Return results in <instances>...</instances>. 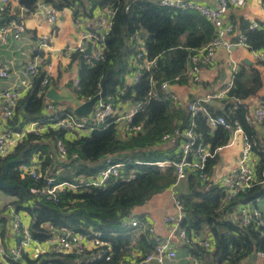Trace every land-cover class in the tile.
I'll use <instances>...</instances> for the list:
<instances>
[{
	"label": "trees",
	"instance_id": "1",
	"mask_svg": "<svg viewBox=\"0 0 264 264\" xmlns=\"http://www.w3.org/2000/svg\"><path fill=\"white\" fill-rule=\"evenodd\" d=\"M46 3L59 11L72 8L76 19L84 17L93 20L95 14L106 8L115 11L112 29L107 34L96 28L87 29L103 38L104 59L88 64L84 53L72 55V62L79 64L80 91L77 96L80 100L93 99L102 91L103 83L109 76L106 97L112 96L115 106L144 103L133 120V125L142 126L143 131L130 140L123 141L112 118L90 135L80 138H69L66 131L50 128L42 135H28L12 156L0 159L1 173L6 162L17 158L25 147H30L20 164L8 168L5 178L8 183L25 189L18 187L2 191L16 198L12 205L17 213L27 212L32 216V235L35 241L44 243L52 238L51 230L44 227L45 224H50L54 230L72 229L86 234L99 232L101 240L110 246L102 258L84 259L81 263L75 261V255L62 257L53 253H46L36 260L24 254L20 260L8 259L9 263L126 264L134 260L141 261L154 249L152 239L148 234L124 227V222L129 219L134 208L172 188L181 193L180 197L185 201L187 218L181 226L191 238L187 245L190 255L208 261L209 264H241L245 258L264 251V226L252 223L248 227H242L230 219L236 207L264 200V184L261 183L264 176V134L258 128L264 130V117L260 123L254 121L252 110L246 104L247 100L259 94L263 88L261 73L255 67L242 64L231 92L226 99L220 101L222 105H226L224 110L203 103L204 111L193 116L186 108L177 106L165 97L162 101L147 102L153 81H167L171 84L188 81V67L192 57L215 37V27L207 17L198 11L162 7L147 0H87V3L85 0H48ZM10 20H19L18 9H12L5 15V22ZM258 24L259 28L252 30L250 23L242 21L238 30L246 37L250 50L264 52V22L258 21ZM142 33L145 34L144 39ZM140 39H143L147 58L157 59V67L142 70L139 82L127 87L126 77L138 72L130 60L136 54ZM46 78L47 74L40 66L39 75L33 79L31 89L24 95L14 118L9 122L14 130L21 131L28 124L47 117L44 115L47 88H42ZM72 110L73 107L68 106L67 111ZM62 112L64 111L49 114V118L57 117ZM211 117H224L230 123L238 122L252 146L254 156L258 158L257 185L239 193L227 204L223 213L219 212V208L226 189L213 183L211 177L218 163L217 155L207 160L209 180L201 182L190 172L186 189H183V180L178 182L174 166L157 165L169 159H178L175 148L188 141L177 135L181 130L193 131L194 149L201 143L210 153H214L216 149L226 146L232 138V132L222 126L212 129ZM186 122L188 124L184 127ZM165 135L176 138L173 147L163 142ZM50 138L54 141L63 139L69 152L70 161L61 163L66 169V175L60 181L72 179V172L86 176L97 175L108 156L113 157L116 163H126L124 176L133 174L135 178L126 182L123 175H120L103 187H86L83 192L75 194L63 192L56 201L34 194L33 190L41 189L44 181L23 178L19 168L21 164L29 163L34 154L41 152L45 158L44 167H48L52 159L46 152V142ZM74 155H78L77 160L72 158ZM136 162L141 164L137 165ZM7 224V218L0 219V225L3 226L1 235L6 233ZM202 236H210V249L202 247L201 244L205 241L200 242Z\"/></svg>",
	"mask_w": 264,
	"mask_h": 264
},
{
	"label": "built area",
	"instance_id": "2",
	"mask_svg": "<svg viewBox=\"0 0 264 264\" xmlns=\"http://www.w3.org/2000/svg\"><path fill=\"white\" fill-rule=\"evenodd\" d=\"M20 0H0V19H5V15L9 14L14 7L19 10V20L6 21L0 26V41L8 43L10 38L19 39L26 32L25 19L30 11L19 5ZM247 4V0H218V6L215 9H210L196 2L188 0H161L158 5L169 8H186L189 10L198 11L203 16L207 17L215 27L214 39L203 49L197 52L192 59V66L188 69L189 79L191 83L200 82V68L201 64L211 65L214 62L218 50L232 51L236 47H242L248 50L255 63L264 66V52H257L250 50L247 44L246 37L242 34H237L234 39L236 29L233 25H228L224 21V17L229 13L232 7L242 8ZM264 12V1L261 4ZM36 14H43L47 16L50 23L56 24L58 22L59 12L54 6H48L45 1H39ZM115 11L111 8H106L100 12L98 29L107 34L112 29ZM82 24V23H80ZM251 29H258L259 24L256 21L250 23ZM82 43L68 48L66 56L72 60V55L75 53H84L86 62L93 64L104 59L105 46L102 44L103 38L98 33L87 32L82 37ZM52 37L42 36L39 41V49L47 50L51 47ZM92 44V53H86L88 44ZM137 50L135 56L130 60L131 64L138 69L136 74L126 77V86L132 87L139 82V75L144 69H155L157 67V59L149 60L145 52V46L142 39L137 42ZM143 63V64H142ZM142 64V65H141ZM240 64L235 61L229 62V79L215 92L207 95L205 98H200L189 103H182L179 97L173 92L170 82L153 81L152 89L148 94V101L152 100L162 101L168 98L179 107L186 108L193 116L204 111L203 103L209 101H220L226 99L231 92L236 75L240 71ZM40 73V66L36 60L30 61L23 72V78L16 89L6 90L2 93L0 100L3 108V119L6 129L0 134V159L5 160L12 156L17 147L22 144L28 135L36 134L42 135L50 128L53 130H64L68 133L69 138L88 136L90 133L107 123V120L112 118L117 128L120 130V139L128 141L131 137H135L142 133V126L133 125L134 117L144 106V103L137 105L120 104L114 105L112 96L105 97L99 100L93 108L89 116L92 121L86 117H79L75 114L73 108L72 112H68L67 108H63L61 115L32 122L24 127L21 131L14 130L9 126L10 120L14 118L15 111L19 106L24 95L31 89L32 81ZM0 77L8 79L10 77V67L0 63ZM50 86V76L42 83V88L48 90ZM72 89L77 96L80 91L79 78L75 79L72 83ZM125 89L123 90V92ZM101 93V92H100ZM99 93V94H100ZM78 97V96H77ZM92 99L81 100L87 103ZM222 105V104H221ZM48 112L54 115L55 107L47 104ZM66 110V112H65ZM252 119L260 123L264 117V106H258L251 114ZM51 123V124H49ZM210 126L216 129L218 126L224 127L233 133L234 142L237 136H240L243 141V154L236 164V175L226 187L225 198L220 205L219 212L223 213L227 209V204L231 202L239 193L257 185L256 167L252 164L251 158L254 154L252 146L248 142L246 135L238 122L230 123L224 117L210 118ZM178 136L185 137L188 141L182 142L177 148V158L169 159L157 163L160 167L174 166L178 182L187 178L190 172L194 173L201 182L209 180V175L206 172L207 160L214 158L224 147L218 148L214 153H210L204 144H198L194 149L195 135L193 131L186 130L177 132ZM175 139L171 135H165L163 142L165 144H175ZM48 143L55 146L57 149V157L62 162L70 161L69 152L63 139L47 140ZM74 160L78 159V155L72 157ZM45 158L41 153H36L34 158L29 163L20 165V174L22 177H30L35 181H44V186L37 189L36 193L45 197L47 200H55L63 192L81 193L86 190V187H103L113 178L123 175V179L129 182L135 178V175L130 174L125 177L124 172L127 167L126 163L114 162L113 157L108 156L104 159L103 168L97 175L86 176V174H75L72 172L73 178L68 181H60L58 173L54 174L50 167H44ZM135 164H141L136 162ZM63 169H60V172ZM212 182L215 183L214 179ZM261 183L264 184V176ZM249 206H239L235 208L232 213V221L242 227H248L252 223L258 226H264V216L261 210L254 207L253 204ZM174 207L176 214L174 216L166 217L165 222L170 226V233L167 237L162 238L158 235L153 227L149 231L155 242L153 251L141 261H132L126 264H149L156 262L158 264H165L166 261H174L176 259V251L173 246L178 245L179 242L189 244L191 242L190 235L187 230L181 226L183 221L187 218V211L184 202L180 198L174 199ZM10 216V233L14 239V244L7 247L4 243L6 235H1L2 227L0 228V264H11L8 259L20 260L24 254L33 255L34 259H38L46 253H53L62 257L67 255L77 256V263H81L84 259L94 260L102 258L110 249L107 242L101 240L99 232H91L86 234L72 229L54 230L50 224H45L44 227L51 230L52 238L44 243H39L33 239L31 223H26L19 213L13 209V205L8 206ZM136 215L131 213L129 219L124 222V227L128 225L138 227V220ZM1 226V225H0ZM18 240V241H17ZM45 246H41V245ZM203 248L210 249L211 244L209 241H204ZM258 257L264 258V251L258 252ZM195 264H203L197 258H193Z\"/></svg>",
	"mask_w": 264,
	"mask_h": 264
},
{
	"label": "crops",
	"instance_id": "3",
	"mask_svg": "<svg viewBox=\"0 0 264 264\" xmlns=\"http://www.w3.org/2000/svg\"><path fill=\"white\" fill-rule=\"evenodd\" d=\"M39 1L40 0L34 3L33 10L30 11L25 19L26 32L17 40L10 38L8 43H3L0 41V63L10 67V77L8 79H3L0 77V97L4 91L17 88L21 79L23 78V72L26 66L30 61L33 60H36L39 63V66L42 67V71L50 76L49 88L54 86L57 91H61L63 87L72 89L73 81L79 78L78 62H72V60L68 59L66 53L68 48L74 47L80 43L86 46V42H83L82 37L86 35L87 32H89L87 30L89 27L98 29L100 12L95 14V18L93 20H88L84 17L76 19L74 10L72 8H64L61 11L58 10V22L56 24H52L48 21L47 16L45 15L46 13H35ZM188 1L196 2L210 9H215L218 6V0ZM263 1L264 0H247V4L244 7H232L229 10V13L224 17V21L226 24L233 25L235 27L236 32L234 39L237 37V34H239L238 29L242 21L248 23H252L253 21L264 22V12L261 8ZM85 2L87 3V0H85ZM48 6L52 5L48 4ZM13 10L15 11L16 7H14ZM48 35L52 37L51 47L47 50L39 49V39L42 36ZM192 59L189 63L188 69L192 66ZM231 61L238 62L240 65L247 64L246 61H248V63H251V65L247 64L248 66L255 67L261 73L263 80L262 90L259 94L246 101V104H248L252 110L251 113H253L256 107L264 106V66L255 63L250 52L242 47H236L230 52L223 49L218 50L214 62L211 65H204L203 63L201 64V80L199 83H191L192 81L190 79H188L186 83L177 82L171 85L173 92L177 95V97L180 98L182 103L185 104L189 103V101L205 98L207 95L217 91L229 79V62ZM48 101L49 100L47 97H45L44 115L51 113L48 112L47 104L55 107L56 102H53L52 100L49 102ZM63 105L70 106L66 103ZM57 112L58 111L55 107L53 114H56ZM5 129L6 126L3 119V108L0 100V134ZM259 131L264 134V130L260 127ZM232 141L233 135L230 142L224 146V148L219 153H217L218 163L211 175L212 179L215 181V184L220 187L222 186V188L225 189V185L227 186L235 177L237 161L243 154V141L241 137L237 136L234 142L231 144ZM46 145H48L46 152L52 159V162L48 167L51 168L54 174L58 173L60 179L66 175V169L61 165L62 161H60L57 157L56 147L51 145V143ZM168 145H170V147L174 146L172 143ZM175 153L177 154V149H175ZM35 155L36 154H34L32 158H34ZM251 160L252 164L256 167L258 158L253 156ZM60 169H63V171L60 172ZM186 180L187 178L182 182L183 189H186L187 187V185H185ZM36 190L37 189L33 190L34 194L36 193ZM180 196L181 193L176 191L174 188L155 195L144 205L134 208L132 212L134 215H136L135 218L138 220V227L135 228L128 225V228L136 229L139 233L143 232L146 235L148 234V236L151 237L150 239H152V245H155L149 228L153 227L156 233L162 238L168 236L170 233V226L166 224L165 218L174 216L176 214L174 207L175 198H180L183 202H185ZM14 201H16L15 197L0 190V219L7 218L8 220L5 233L6 237L4 238V243L7 247L14 244V239L9 231L11 218L9 216L8 208V206L10 204L12 205ZM252 204L255 208L261 210L264 216V200H260ZM247 206L251 207L250 205ZM19 214L23 218L24 222L28 224L31 223L32 226V216H30L27 212H21ZM230 219L232 220V214L230 215ZM1 227L3 229L2 225L0 228ZM204 239L205 241H209L210 236H202L200 242H202ZM187 245L188 244L182 242H179L178 245H174L173 248L177 254L176 259L174 261H166L165 264H195L193 260L194 257L190 255ZM41 246L44 247L45 244ZM257 253L258 252L245 258L241 264H264V258H259ZM30 257L32 260L34 259L33 255H30ZM198 260L203 264H209L208 261L206 262L200 259ZM149 264L158 263L152 262Z\"/></svg>",
	"mask_w": 264,
	"mask_h": 264
},
{
	"label": "water",
	"instance_id": "4",
	"mask_svg": "<svg viewBox=\"0 0 264 264\" xmlns=\"http://www.w3.org/2000/svg\"><path fill=\"white\" fill-rule=\"evenodd\" d=\"M38 1V0H20L19 1V5L23 6L25 9H27L28 11H32L33 10V6L34 3ZM41 1H48V0H41ZM68 1H75V0H68ZM149 2H152L154 4H158L161 2V0H147ZM5 23V19H0V26L3 25ZM142 38H145V34L142 33ZM91 51H92V44L89 43L88 44V49L86 51V53L88 55H91ZM247 64L251 65V63L248 61H246ZM110 74V73H109ZM40 78H42V74L40 75ZM108 78L109 76L106 78V80L103 83L102 86V91L100 94H98L96 97H94L91 101L87 102V103H83L74 93L73 89H68L66 87H63L61 89V91H57L56 88L54 86H51L47 92H46V97L47 99L50 101L52 100L53 102H56L58 104H68L70 106H72L75 110V114L79 117H86L89 116L92 111L94 106L96 105V103L101 100L104 99L107 93V82H108ZM48 101V102H49ZM208 104L212 105L213 107H217L221 110H224L226 108V105H221L220 103L216 102V101H209ZM187 122L185 123L184 127L187 126ZM259 128V127H258ZM183 130H181L182 132ZM30 149L29 146L25 147L17 156V158L6 162L1 169V174H0V189L1 190H12V189H16V188H23L22 186H19L17 184H10L7 181H5V178L8 174V168L11 165H16V164H20L22 162V160L24 159L27 151ZM32 224V228H33ZM256 257V256H255Z\"/></svg>",
	"mask_w": 264,
	"mask_h": 264
},
{
	"label": "rangeland",
	"instance_id": "5",
	"mask_svg": "<svg viewBox=\"0 0 264 264\" xmlns=\"http://www.w3.org/2000/svg\"><path fill=\"white\" fill-rule=\"evenodd\" d=\"M142 41H143V39H142ZM55 107H56V109H57V111H62L63 110V108H67L68 106H66V105H63V104H56L55 103ZM89 121H92V119H90V117H86Z\"/></svg>",
	"mask_w": 264,
	"mask_h": 264
}]
</instances>
